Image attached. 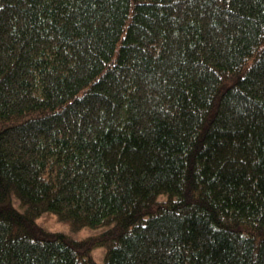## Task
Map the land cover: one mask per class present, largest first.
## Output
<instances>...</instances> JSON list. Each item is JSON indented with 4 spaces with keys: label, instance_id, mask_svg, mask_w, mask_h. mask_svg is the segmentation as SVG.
<instances>
[{
    "label": "trees",
    "instance_id": "obj_1",
    "mask_svg": "<svg viewBox=\"0 0 264 264\" xmlns=\"http://www.w3.org/2000/svg\"><path fill=\"white\" fill-rule=\"evenodd\" d=\"M98 245L264 264V0H0V264Z\"/></svg>",
    "mask_w": 264,
    "mask_h": 264
},
{
    "label": "rangeland",
    "instance_id": "obj_2",
    "mask_svg": "<svg viewBox=\"0 0 264 264\" xmlns=\"http://www.w3.org/2000/svg\"><path fill=\"white\" fill-rule=\"evenodd\" d=\"M39 223L50 230H64L70 232V227L68 223L61 222L57 217L51 214L43 215L39 220ZM102 228H93V227H86L83 228L72 235L78 239H85L89 238V236H93L98 238ZM98 236V237H97ZM99 247H95L93 249V256L95 257L96 261L100 264L104 262V245H98Z\"/></svg>",
    "mask_w": 264,
    "mask_h": 264
}]
</instances>
